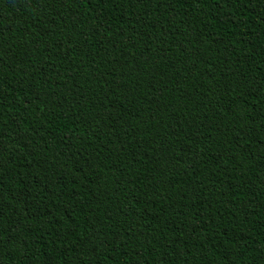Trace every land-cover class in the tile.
<instances>
[{
  "label": "trees",
  "instance_id": "16d2710c",
  "mask_svg": "<svg viewBox=\"0 0 264 264\" xmlns=\"http://www.w3.org/2000/svg\"><path fill=\"white\" fill-rule=\"evenodd\" d=\"M0 264H264V0H0Z\"/></svg>",
  "mask_w": 264,
  "mask_h": 264
}]
</instances>
